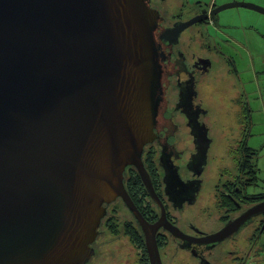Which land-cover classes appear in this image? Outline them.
Here are the masks:
<instances>
[{"label":"water","instance_id":"1","mask_svg":"<svg viewBox=\"0 0 264 264\" xmlns=\"http://www.w3.org/2000/svg\"><path fill=\"white\" fill-rule=\"evenodd\" d=\"M239 7L264 15L241 1L211 14ZM159 17L146 0H0V264H85L104 203L118 196L143 226L151 264H162L160 226L211 244L240 224L202 238L163 215L150 227L124 188L125 167L144 171L155 138Z\"/></svg>","mask_w":264,"mask_h":264},{"label":"flooded vegetation","instance_id":"2","mask_svg":"<svg viewBox=\"0 0 264 264\" xmlns=\"http://www.w3.org/2000/svg\"><path fill=\"white\" fill-rule=\"evenodd\" d=\"M165 1L146 0L160 14L154 30L155 138L144 145L140 155L144 171L134 165L125 167L124 188L148 226L163 215L184 237L202 238L240 221L228 236L211 244L185 240L160 226L155 238L162 264H261L264 171L259 163L263 155L248 131L249 102L238 121L234 103L219 118L218 107L209 111L202 97L204 87L217 77L212 56L224 58L223 71L233 76L228 62L232 67L234 62L227 53L233 48L232 39L222 41L219 35L225 24L220 13L211 14L220 4L215 0H173L177 15L166 20ZM194 19L197 21L184 28ZM218 136L226 145L221 156H215L219 150L214 152ZM104 207L98 235L91 244L94 253L86 264H151L143 226L123 198L118 196ZM118 255L124 261H116Z\"/></svg>","mask_w":264,"mask_h":264},{"label":"rangeland","instance_id":"3","mask_svg":"<svg viewBox=\"0 0 264 264\" xmlns=\"http://www.w3.org/2000/svg\"><path fill=\"white\" fill-rule=\"evenodd\" d=\"M174 1L185 2L188 0H174ZM174 1L166 0L163 3V6L165 8L164 10L166 9L168 10L166 11V14L164 16L166 20H169L170 18L172 20L173 15H177ZM204 1L210 2L212 0H204ZM238 1L252 2L264 8L263 5L257 3V2H263V0H216L218 5L223 3L238 2ZM171 8L172 11H169ZM220 18H221L220 21L224 24H227L228 26H230L233 23L231 26L233 28H236L235 25H237L238 27L239 23L242 22V25H240L239 29H237L240 34L239 37L240 42H242V44H244L245 46H247L248 40H249V44L260 42L262 47L258 48L257 51L253 49V52L249 50V54H248L247 48L240 49V47L238 48L234 45H231L233 47L232 50H229L227 52L228 57L232 60V62H234L233 67L231 63L228 62L229 69H231V73L233 74V76L231 77H228L223 71L225 66L223 63L225 61V60L223 61L224 58L221 57L217 58L212 56L216 61V66L214 69L217 70L216 72L217 77L215 79V75H214V78L210 83V85L204 87V90L202 92V97L206 105L205 107L210 109L209 111L215 112L216 107H218L217 114L219 118L224 117L223 112L228 111L230 109V102L234 103L235 105L234 110L236 111L237 114L236 119L238 121L243 116L242 114L239 115L241 110L243 109L244 105L247 106L249 102V105L251 107V112H250L251 121L249 117H247V124L249 125L248 131L249 133H252L253 139L256 140L254 141L255 142L254 146L256 148L258 147L260 150L259 153L263 155V159L259 164L262 163L261 168L263 169L262 171H264V46H263L264 36L262 35V33L259 32L257 28L248 26V24L254 26L256 25L259 29H261V31H264V15L253 10L239 7V8H230L222 11L220 13ZM243 21H246V24ZM233 31L234 30L232 29L226 30V32H228L229 34L232 33L235 34V32ZM214 33L216 32L214 31ZM216 41L218 42V44L221 43L220 39H217ZM238 54H239V62H236V58ZM236 63H238V65H236ZM232 68L234 69L236 68V71H234ZM231 83H234V87L230 86ZM225 116L229 117V115H225ZM237 130L239 132L240 126L237 127ZM217 132H220L219 128H217ZM221 140L222 138L218 136L214 141L215 143L214 146H216L214 152L216 153L219 150L217 154H215V156L216 155L221 156L224 154V149L226 145L225 143L221 142ZM262 182L264 183V181H261V183ZM115 244H117L116 241H114V245ZM103 246L105 247V243L103 244ZM99 250L101 251L104 250L102 245L99 247ZM97 257L98 256H96L93 261H95ZM117 260H122V255H118L116 261ZM122 261H124V258ZM261 264H264V261L261 262Z\"/></svg>","mask_w":264,"mask_h":264},{"label":"crops","instance_id":"4","mask_svg":"<svg viewBox=\"0 0 264 264\" xmlns=\"http://www.w3.org/2000/svg\"><path fill=\"white\" fill-rule=\"evenodd\" d=\"M216 1V0H215ZM220 3H222V2H220ZM252 3V2H251ZM257 3H259V4H261V5H263L264 6V0H263V2H257ZM245 24H246V21H243ZM233 24V23H232ZM232 24L230 25V26H228L227 24H225V26H223V30H224V32H223V35H219L220 37L221 36H223V40L222 41H224L225 40V38H231L232 39V43H233V45L234 46H236V47H238L239 48V46H242V45H244V44H242V42H240V40H239V37H240V34H239V32H238V30L237 29H239V26L240 25H242V22H240L239 23V25H238V27H237V25H235V27L236 28H233V27H231L232 26ZM234 26V25H233ZM248 26L249 27H255V28H257L258 30H259V32L260 33H262V35L264 36V31H261V29H259L256 25L254 26V25H250V24H248ZM231 27V28H230ZM234 30L233 32H235V34H228L227 36H225V33H228V32H225L226 30ZM253 29V28H252ZM247 40H248V38H247ZM259 43V44H258ZM258 43H251V44H249V40H248V44H247V46H245V48H247V52H248V54H249V50L251 51V52H253V49H255L256 51L258 50V48H260V47H262L261 46V43L260 42H258ZM260 45V46H259ZM263 46H264V43H263ZM240 49H242V48H240ZM236 58V57H235ZM236 62H239V54L237 55V58H236ZM236 65H238V63H236ZM251 108V107H250Z\"/></svg>","mask_w":264,"mask_h":264}]
</instances>
